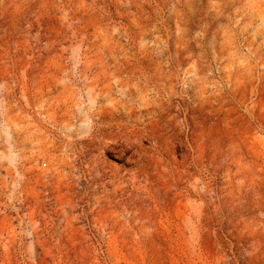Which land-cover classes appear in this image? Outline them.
<instances>
[{"label": "rangeland", "instance_id": "1", "mask_svg": "<svg viewBox=\"0 0 264 264\" xmlns=\"http://www.w3.org/2000/svg\"><path fill=\"white\" fill-rule=\"evenodd\" d=\"M0 264H264V0H0Z\"/></svg>", "mask_w": 264, "mask_h": 264}]
</instances>
